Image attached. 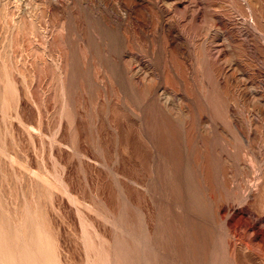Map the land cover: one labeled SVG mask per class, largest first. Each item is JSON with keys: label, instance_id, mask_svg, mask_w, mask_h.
<instances>
[{"label": "rangeland", "instance_id": "1", "mask_svg": "<svg viewBox=\"0 0 264 264\" xmlns=\"http://www.w3.org/2000/svg\"><path fill=\"white\" fill-rule=\"evenodd\" d=\"M180 1L167 13L162 0H0V264H27L29 259L22 258L27 247L40 251L27 249L42 258L41 264H127L129 259L131 264H163L164 258V264H264V34L249 22L231 35L221 19L240 12L227 2L207 10L203 7L212 0ZM256 1L254 19L264 16V0ZM194 3L200 6L196 31L188 21ZM206 14L229 37L224 52L237 78L247 83L244 104L229 106L228 122L220 116L217 126L213 112L204 113L211 141L224 146L223 130L237 145L250 143L251 159L243 155L231 176L235 193L223 195L209 192L208 186L217 187L220 180H210L202 169L212 142L202 145L204 123L200 126L197 112V134L181 135L182 166H174L173 144L162 147L150 123L155 96L140 111L124 67L125 61L134 67L133 59L143 56L148 72H154L172 50L183 57L191 76L196 70L193 41L207 58L222 39L207 29ZM171 62L173 70L177 65ZM169 87V103L179 110L182 89ZM245 131L252 137L248 142L242 138ZM230 159L236 170V158ZM189 201L196 212L186 209ZM239 212L248 224L238 221ZM227 229H236L242 240L234 248ZM33 235L38 245L30 241Z\"/></svg>", "mask_w": 264, "mask_h": 264}, {"label": "bare ground", "instance_id": "2", "mask_svg": "<svg viewBox=\"0 0 264 264\" xmlns=\"http://www.w3.org/2000/svg\"><path fill=\"white\" fill-rule=\"evenodd\" d=\"M164 3H166L165 5V11L167 13H170L172 10L176 9V7L179 5V4H176V0H162ZM181 4L183 5H187L186 2L184 0L180 1ZM218 2L221 4V5H224L225 2H227L229 4V7L232 6L233 8L236 9V11H239L241 13V9L243 10V8H246L247 10V13H244V14H240L237 12V14H231L230 16H227L223 19H221V22L224 24V28L227 29L231 35L234 34V32L236 31V29L240 28V25H246L248 24L249 22H251V25H253L255 28H257L259 31H261L263 34H264V16H261V17H258L257 16V19L255 18L254 19V16H253V11H252V6H254L256 4V0H212L211 3L207 4V6L203 7V9H207L209 10L210 8L208 6H215L216 4H218ZM193 7L191 8V10L193 11V14L191 15L190 19L188 20L190 22V29H192V31H196L197 29H199L200 25H198L195 21V19L199 16L200 14V6L199 5H196L195 3L192 5ZM202 7V6H201ZM207 7V8H206ZM206 20H209L208 21V26H207V29H209L210 31H215L217 35H220V37L222 38L219 41H216L215 42V45H213L211 51L209 52V56H212L214 60H209V56L207 57L208 58V61H207V58H205L203 55H202V52L198 49L199 46L196 45V40L193 41V43L195 44V48L193 49L194 50V55H195V66H196V70L195 72H193V74L190 76V72L188 71V68L190 67H187L186 66V62L184 61L183 57L182 56H178L176 54H174L175 52H173L171 50L170 52V56H169V59L166 61H164L163 63V67L159 70H157L155 68V66H153L154 68V72H148V66L150 65L148 60H146L145 58H143V56H136L135 59H133V61L135 62V66L134 67H130L128 65V61L126 63L125 61V64H124V67L126 69V74H127V77H128V82H129V85L130 87L132 88L133 92H134V95H135V98H136V102H137V106L139 107L140 111H142L143 109V105L145 103L146 100H152V97L155 96V101H156V109L153 108L152 104H151V110L153 111V113L155 114L153 116V118L151 119L150 123L151 125L154 127V132L156 133V137H157V140L162 144V147L163 146H167L169 144H173L172 147H171V151L174 155V158H175V165H181V161L183 160L181 158V153L183 151H181V148L179 147V143H178V140L181 139L180 137H182L181 135H183V133L186 135V138H189L191 139L192 136H195L197 133L195 132L196 131V126H195V123L198 121L200 126L202 123H204V125L200 128L201 131H200V139H201V142H202V145L203 146H206L210 141H211V129H210V123L209 121H207V119L205 118V115L204 113L207 111V110H210L211 112H213L212 116L214 118V122L217 124L218 122H216V118H220L221 117H224L225 119H227V122H228V119L231 118V113L229 112L230 108L229 106L231 104H233L235 107H238L239 105H243L244 104V89L246 88L245 85L247 83L244 82L243 79H240L239 77L237 78V74H236V69L234 67V65H232L230 62H231V57L227 56L226 54V51L224 52L225 48H227L229 45H230V39L229 37H225L221 31V27L218 26L216 24V18L212 15V14H206ZM180 25V23H179ZM183 25H185V23H183ZM195 35V34H193ZM193 38V37H192ZM144 44V43H143ZM199 44V43H198ZM154 49V48H153ZM201 49V48H200ZM240 50V49H239ZM153 51V50H152ZM239 55L242 57L244 56V52L242 51H239L238 52ZM239 56V57H240ZM132 58V57H131ZM211 59V58H210ZM176 62L175 65H177V67L175 66V69H171V67L169 68V65H168V62H170V65L173 63L171 61H174ZM242 61L244 60L243 58L241 59ZM168 61V62H167ZM162 63V62H161ZM246 67V65H245ZM240 68V67H239ZM248 68V67H247ZM252 69V68H251ZM115 71V69H114ZM251 72V70H250ZM252 74H254V72L252 71ZM207 79V80H205ZM206 82H205V81ZM161 82V83H158V82ZM126 83V82H125ZM123 83V84H125ZM158 83V84H157ZM172 84L175 86V89H182V92H183V95L180 97V107H179V110H175L174 107H172L169 103V100H170V88L169 85ZM173 90V89H172ZM171 90V91H172ZM148 98V99H147ZM246 101V99H245ZM152 102V101H151ZM150 102V103H151ZM155 106V105H154ZM244 107V106H243ZM242 107V108H243ZM194 109V110H193ZM139 111V112H140ZM194 111L197 112V115H196V119L197 121L195 120V113ZM148 113V112H147ZM207 113V112H206ZM149 115V114H148ZM208 115V114H207ZM145 116V114H144ZM138 117V116H136ZM140 119V118H139ZM138 119V120H139ZM148 119V118H147ZM141 120V119H140ZM146 120V119H145ZM149 120V119H148ZM147 121V120H146ZM211 121V120H210ZM149 122V121H148ZM197 122V123H198ZM208 122V123H207ZM219 125H220V121H219ZM230 125V124H229ZM150 126V125H149ZM218 126V124H217ZM138 127V125H137ZM199 127V126H198ZM220 128V127H219ZM139 130V129H138ZM233 130V129H232ZM140 131V130H139ZM229 131V130H228ZM234 133H236L235 131H232ZM226 132H224L223 130L219 133L220 135H222L221 139L222 140H225V144L224 146H220L219 143L217 142L216 144V141L214 142V140H212V144L209 145L211 147L206 148V153L204 154V157H205V161L203 163V167L206 169L204 170V168L202 167L203 171L207 172L205 174H207L208 178L211 180L213 179L214 177L215 178H218L220 180V184L219 186L215 187V186H208V191L211 193V191H214L217 193H219V195H223V194H228L230 192L233 191V193H235V189H231V185H230V180H231V176H234V174H236V171L237 169L239 168V164L238 162H240V160L242 159L243 155L247 156L249 159H251V155L249 153V150H250V143H247V145H243V144H240V145H237L235 142H234V139H232V137H228L227 134H224ZM230 133V132H229ZM143 134V133H142ZM195 134V135H194ZM244 136L242 135V138H243V141L245 142H248V138H249V133L248 132H244ZM223 135H226L228 138H226L225 136ZM147 137V136H146ZM251 137V136H250ZM195 138V137H194ZM213 138V137H212ZM148 139V138H147ZM250 139V138H249ZM252 139V137H251ZM250 139V140H251ZM187 140V139H185ZM194 140V139H193ZM192 140V141H193ZM237 140V139H236ZM239 140V139H238ZM191 141V143H192ZM188 142V141H187ZM186 142V144H187ZM222 144V145H223ZM159 145V143H158ZM188 145V144H187ZM201 145V144H200ZM199 145V146H200ZM161 146V145H160ZM158 146V147H160ZM169 146H167L168 148ZM153 148V147H152ZM165 148V147H164ZM163 148V149H164ZM201 148V146H200ZM205 148V147H204ZM202 148V149H204ZM189 149V147H188ZM197 150V149H196ZM195 150V151H196ZM168 151V150H167ZM170 151V150H169ZM188 151V150H187ZM165 151H163L164 153ZM185 152V151H184ZM199 152V151H198ZM204 152V151H203ZM155 153V152H154ZM249 153V154H248ZM156 154V153H155ZM160 154V153H159ZM189 155V154H188ZM224 155V156H223ZM234 156L236 158V170H235V165L229 161H231L230 159V156ZM166 156V155H165ZM172 156V155H171ZM190 156V155H189ZM155 157V155H154ZM187 157V156H186ZM215 158V159H214ZM188 159V158H187ZM216 160L217 163L214 161ZM189 161V160H188ZM203 161V160H202ZM171 162V161H170ZM184 162V161H183ZM219 162V163H218ZM190 163V162H189ZM170 164V163H168ZM182 164H185V163H182ZM171 165H169V168ZM182 166V165H181ZM227 166H229V168L231 170H229V172H232L233 173H229L228 172V168H226ZM179 168V167H178ZM189 168V167H188ZM172 169V168H171ZM187 169V168H185ZM201 169V167H200ZM188 170V169H187ZM235 170V171H234ZM174 171V170H172ZM180 171V169H179ZM186 172V171H185ZM160 173V172H159ZM195 173V172H194ZM194 173L192 175H194ZM176 174V173H174ZM204 174V173H203ZM204 174V176H206ZM230 174V175H229ZM167 175V174H166ZM190 175V173H189ZM176 176V175H175ZM164 177V176H162ZM174 177V176H173ZM181 177V176H180ZM190 178V177H189ZM191 179V178H190ZM194 179V178H193ZM204 179V177H203ZM202 179V180H203ZM207 179V180H209ZM175 180V179H174ZM173 180V181H174ZM205 180V179H204ZM209 180V181H210ZM214 180V179H213ZM177 181V180H176ZM192 181V180H191ZM208 181V182H209ZM216 181V180H215ZM214 181V182H215ZM175 182V181H174ZM201 183L200 179L199 181L197 182L198 183ZM206 182V181H204ZM178 183V182H177ZM187 183V182H186ZM192 183V182H191ZM213 183V182H212ZM174 184V183H173ZM172 184V185H173ZM194 184V183H193ZM207 184V183H206ZM214 184V183H213ZM177 185V184H176ZM202 185V184H201ZM209 185V184H207ZM206 185V186H207ZM163 186V185H162ZM178 186V185H177ZM158 187V186H157ZM171 187V186H170ZM174 187V186H173ZM199 187V186H198ZM165 188V187H164ZM179 188H182L179 186ZM249 187H247L248 189ZM170 190V188H168ZM174 189V188H173ZM201 189H203L201 187ZM246 189V190H247ZM156 190V189H155ZM177 190V189H176ZM189 190V189H188ZM186 189H183V190H180L182 191V193H185L188 191ZM152 192V191H151ZM246 196L248 195L249 193V189L246 191ZM169 193V192H168ZM173 192H171V195H172ZM181 193V192H180ZM181 193V194H182ZM175 193H173L172 197L174 196ZM178 194V193H177ZM213 194V193H211ZM210 195V194H208ZM215 195V194H214ZM190 194H189V198H190ZM217 195H215L216 197ZM245 196V197H246ZM175 197V196H174ZM182 197V196H181ZM228 198V197H227ZM219 199V197H218ZM162 200V199H161ZM194 200V199H193ZM200 199H198L199 201ZM204 200V199H203ZM185 201V200H184ZM197 201V200H196ZM201 201V200H200ZM216 201V200H215ZM176 202V201H175ZM183 202V201H181ZM186 203V202H185ZM162 204V203H161ZM178 204V203H177ZM207 204V203H205ZM183 205V204H182ZM194 203L191 202L190 204V201L188 202L187 205H185V207L187 206V210H192L193 212H196L195 208L194 207ZM161 206V205H160ZM179 206V205H178ZM181 206V204H180ZM184 206V205H183ZM217 206V205H216ZM169 207V206H168ZM167 207V208H168ZM192 207V208H191ZM203 207V206H202ZM220 207V206H219ZM174 208V207H172ZM165 209V208H164ZM169 209V208H168ZM172 210V209H171ZM178 210V209H177ZM216 212L217 210L214 209ZM228 210V209H226ZM190 211V212H192ZM179 212V211H178ZM202 212V211H201ZM181 213V211H180ZM188 213V212H187ZM220 213V212H219ZM196 214V213H194ZM193 214V215H194ZM225 214V213H224ZM179 215V214H178ZM190 215V214H189ZM216 215V214H215ZM221 215V214H220ZM159 216V215H158ZM181 216V215H180ZM192 216V215H191ZM200 216V215H199ZM237 216V215H236ZM182 217V216H181ZM196 218V216H194ZM224 217V216H223ZM177 218H180V217H177ZM120 219V218H119ZM172 219V218H171ZM182 219V218H181ZM226 219V218H225ZM236 219V218H235ZM116 220V219H115ZM193 220V219H191ZM197 222L199 224V219L197 218ZM246 220V218L244 217V215L242 214V212H239L238 213V221H243ZM118 221V219H117ZM177 221V220H176ZM179 221V219H178ZM182 221V220H181ZM202 221V220H200ZM204 221V220H203ZM217 221V220H216ZM247 221V220H246ZM245 221V222H246ZM28 222V221H27ZM116 222V221H115ZM120 222V221H119ZM183 222V221H182ZM187 222V221H186ZM242 222V223H243ZM244 222V223H245ZM130 222H128L129 224ZM163 223V222H162ZM174 224V222H172ZM196 223V222H195ZM194 223V224H195ZM217 223V222H216ZM241 223V224H242ZM169 224V223H168ZM211 224V223H210ZM227 224V223H226ZM248 224V223H245V225ZM125 225V224H124ZM183 225V224H182ZM197 225V224H196ZM209 225V224H208ZM25 226H26V223H25ZM187 226V225H186ZM198 226V225H197ZM200 226V225H199ZM198 226V227H199ZM227 226V225H226ZM175 227V226H174ZM173 227V228H174ZM192 227V226H191ZM210 227V226H209ZM124 228V227H123ZM173 228H170V229H173ZM211 228V227H210ZM213 228V227H212ZM223 228V227H221ZM229 228V227H228ZM26 229V228H25ZM181 229V228H180ZM202 229V228H201ZM208 229V228H207ZM120 230H123V229H120ZM164 230V229H163ZM174 230V229H173ZM25 231V230H24ZM170 231V230H169ZM177 231V230H176ZM174 230V232H176ZM210 231V230H209ZM222 231V229H221ZM220 231V232H221ZM27 232V231H26ZM128 232V231H127ZM132 232V231H131ZM157 232V231H156ZM32 233V232H31ZM122 233V232H121ZM161 233V232H160ZM170 233V232H169ZM195 233V232H193ZM213 233V232H212ZM28 234V233H26ZM34 234V233H32ZM128 234V233H127ZM151 234V233H150ZM163 234V233H162ZM164 234H167V233H164ZM172 233H170L169 235L171 236ZM177 234L175 238H177L179 236L180 238V235H179V232L178 233H175ZM199 234V233H198ZM210 234V233H209ZM215 234V233H214ZM213 234V235H214ZM36 235V234H35ZM38 235V234H37ZM36 235V236H37ZM139 235V234H138ZM182 235V234H181ZM194 235V234H193ZM212 235V236H213ZM34 236V235H33ZM41 235L39 234V237ZM150 236V235H149ZM157 236V235H156ZM166 237V235H164ZM175 236V235H174ZM201 236V235H200ZM211 236V235H210ZM210 236H207V237H210ZM211 236V237H212ZM227 238H228V244L232 246V248L235 247V243L237 242L239 238V234H237L236 232V229L234 230H230V229H227V232H226V235H225ZM38 237V236H37ZM38 237V238H39ZM133 237V236H132ZM143 237V236H142ZM141 237V238H142ZM164 237V238H165ZM185 237V236H184ZM198 237V236H196ZM202 237H205L204 235H202ZM241 237V236H240ZM35 240H33V237H31V240L30 241H34V244L36 242H38L39 240L42 241V237L39 238V240L37 241L35 236H34ZM131 238V236H130ZM134 238V237H133ZM136 238V237H135ZM134 238V241L137 240L138 241V244H139V238L135 239ZM148 238H151V237H148ZM146 238V239H148ZM156 238V237H155ZM163 238V240H164ZM192 238V237H191ZM167 239V238H166ZM204 239V238H203ZM213 239V238H212ZM132 240V239H131ZM144 240V239H143ZM160 241V239H158ZM161 240V241H163ZM176 240V239H175ZM205 240V239H204ZM207 240H211V239H207ZM241 240V239H240ZM36 241V242H35ZM39 241V242H40ZM116 241V240H115ZM179 241V239L177 240ZM176 241V243H177ZM242 241V240H241ZM144 242V241H143ZM145 242H147L145 240ZM144 242V243H145ZM181 242V241H180ZM194 242V241H193ZM197 242V240H196ZM208 242V241H207ZM212 242V240H211ZM42 243V242H41ZM40 243V244H41ZM133 243V242H132ZM131 243V244H132ZM135 243V242H134ZM149 243V242H148ZM157 243V242H156ZM166 243V242H165ZM169 243V242H168ZM205 243V242H204ZM143 244V243H141ZM174 244V243H173ZM179 244V242L177 243ZM181 244V243H180ZM195 244V242L193 243V245ZM201 244V243H200ZM26 245V244H24ZM32 245V244H31ZM36 245H38L36 243ZM34 246V247H38V246ZM167 245V244H166ZM191 245V244H190ZM15 246V245H14ZM22 246V245H21ZM33 246V245H32ZM138 246V245H137ZM156 246V245H155ZM172 246V245H171ZM180 246V245H179ZM200 246V245H199ZM203 246H205V244H203ZM213 246V245H212ZM23 247V246H22ZM26 247V246H25ZM132 249H134V245H131ZM139 247V246H138ZM148 247V246H147ZM147 247L143 246V248H146ZM152 247V246H151ZM159 247V245H158ZM166 247V246H165ZM177 247V246H176ZM14 248V247H13ZM31 247H27V249L29 250ZM33 248V247H32ZM40 248V247H39ZM38 248V249H39ZM43 248V246H42ZM142 248V247H141ZM149 248V247H148ZM153 248H154V244H153ZM156 248V247H155ZM162 248V247H161ZM172 248V247H171ZM171 248L169 249L171 251ZM197 248V247H196ZM22 249V248H21ZM26 249V248H24ZM23 249V250H24ZM26 249V251L29 253V256H27L28 254H24L25 252H23V256L22 258L26 257L25 259H29L27 260V264L28 261L30 260H33L34 259V262L38 259H35L33 255H31L32 253H34V251H36L37 253L40 251L38 250H34L33 249H30L28 251ZM37 249V248H36ZM130 249V248H128ZM136 251H137V247H135ZM157 249V248H156ZM159 249V248H158ZM163 249V248H162ZM180 249V248H179ZM183 249V248H182ZM181 249V250H182ZM200 249V248H199ZM206 249V248H205ZM4 250V249H3ZM12 250V248H11ZM33 252H32V251ZM115 250V249H114ZM131 250V249H130ZM128 250V251H130ZM141 250V249H140ZM138 250V251H140ZM150 250V249H149ZM168 250V251H169ZM178 250V249H177ZM195 250V248L193 249ZM192 250V251H193ZM204 250V249H203ZM231 250V249H230ZM1 251V249H0ZM43 253L45 252L44 249L41 250ZM132 251V250H131ZM130 251V253H131ZM134 251V250H133ZM137 251V253H138ZM145 251V250H144ZM153 251V250H151ZM157 250H155L154 252H156ZM159 251V250H158ZM180 251V250H179ZM199 251V250H198ZM202 251V250H201ZM205 251H208L205 250ZM20 252V253H21ZM185 253V250L183 251ZM9 253V252H8ZM38 253V254H39ZM41 253V255L43 254ZM152 253V254H151ZM150 251L148 252L147 254V251H146V254L149 256V254L153 255L154 253ZM159 253V252H158ZM157 253V255H158ZM170 253V252H169ZM179 254V252H176ZM193 254L196 253V252H192ZM203 253V252H202ZM209 253V252H208ZM4 254V253H3ZM7 254V253H6ZM37 254V256H38ZM133 254V252L131 253V255ZM138 254H141V253H138ZM144 254V253H143ZM145 254V256H146ZM156 254V253H155ZM205 254V253H204ZM230 254L232 253H229V256ZM5 255V254H4ZM10 255V254H9ZM8 255V256H9ZM17 255V253H16ZM21 255V254H20ZM19 255V256H20ZM134 255V254H133ZM162 255V254H161ZM172 255V254H171ZM181 255V254H180ZM180 255L178 256V258H180ZM185 255V254H184ZM195 255V254H194ZM207 254H205L206 256ZM12 254L11 256V259L12 261L15 260V257H14V260L12 258ZM31 256V257H30ZM126 256V255H125ZM124 256V257H125ZM139 256V255H138ZM163 256H165V254H163ZM174 256V255H173ZM182 256H183V253H182ZM181 256V257H182ZM224 256V255H223ZM232 256V255H231ZM29 257V258H27ZM33 257V259H32ZM40 257V255H39ZM128 257V255H127ZM125 258V259H129L128 258ZM142 257V256H141ZM140 259H144V258H141ZM154 257V256H152ZM151 257V258H152ZM166 257V256H165ZM172 257V256H171ZM175 257V256H174ZM190 257V256H188ZM17 258V257H16ZM21 258V257H20ZM19 258V261H21V259ZM31 258V259H30ZM136 258V257H135ZM133 258V259H135ZM150 258V257H148ZM156 258V257H155ZM164 258V257H162ZM170 258V257H169ZM195 258H196V255H195ZM207 258V256H206ZM218 258V257H217ZM7 259V258H6ZM23 259V263L24 260ZM40 260L42 258H39ZM37 260V261H40V260ZM122 259V258H121ZM132 259V260H133ZM147 259V258H146ZM174 259V258H172ZM176 259V258H175ZM182 259V258H181ZM209 259V258H208ZM139 260V258H138ZM138 260H135L138 262ZM147 260H150V259H147ZM152 260V259H151ZM161 260V259H160ZM167 260V258H166ZM171 260V259H170ZM184 260V259H183ZM182 260V261H183ZM190 260V259H189ZM206 260V259H205ZM217 260V259H216ZM17 261V260H16ZM118 261V260H117ZM129 261L131 262V259H129ZM142 262V260H140ZM164 261H165V258H164ZM164 261L162 262L164 264ZM181 261V262H182ZM194 261V260H192ZM196 261V260H195ZM230 261V260H229ZM22 262V261H21ZM20 262V264H21ZM32 262V261H31ZM34 262H32L31 264H33ZM43 261H40V263H37L36 264H41ZM130 262H128L129 264H131ZM134 262V261H133ZM146 262V261H145ZM154 262V261H152ZM157 261H155L156 263ZM166 262V261H165ZM169 262V260H168ZM172 262V261H171ZM175 262V261H174ZM173 262V264H174ZM197 262V261H196ZM214 262V261H213ZM126 262H124L125 264ZM127 263V264H128ZM148 263V262H147ZM167 263V262H166ZM170 263V262H169ZM185 263V262H184ZM183 263V264H184ZM190 263V262H189ZM211 263V262H210ZM217 263V262H216ZM26 264V263H25ZM44 264V263H43ZM123 264V263H122ZM135 264V263H134ZM141 264V263H140ZM153 264V263H152ZM159 264V263H158ZM172 264V263H171Z\"/></svg>", "mask_w": 264, "mask_h": 264}]
</instances>
